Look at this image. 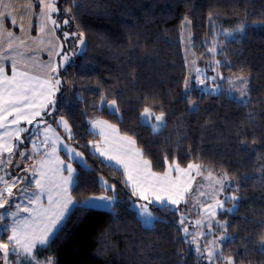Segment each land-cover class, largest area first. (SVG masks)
<instances>
[{
  "label": "trees",
  "instance_id": "1",
  "mask_svg": "<svg viewBox=\"0 0 264 264\" xmlns=\"http://www.w3.org/2000/svg\"><path fill=\"white\" fill-rule=\"evenodd\" d=\"M78 3L83 7H72V0L58 4L63 17L75 16L70 26L83 34L85 47L61 70L58 107L51 120L63 117L68 122L70 142L86 161L77 168L80 186L71 191L73 198L108 194L116 199L110 209L73 208L58 234L34 251L35 258L51 257L55 264H200L184 237L180 207L151 203L155 219L144 226L131 206L139 198L124 185L123 171L90 150L97 140L90 134V121L100 117L132 137L155 172L175 162L226 175L223 193L239 199L233 213L223 210L217 215V222H228L227 235L233 238L223 243L222 253L236 264H264V254L258 251L264 237V27H254L264 25V0ZM182 16L190 20L198 52L210 47L215 29L245 27L217 56L223 74L249 76L247 106L224 92L205 95L194 88L188 96L184 91ZM68 86L74 87L71 99L63 97ZM102 96L106 103L116 101L115 115L101 107ZM145 107L163 112L166 126L157 132L142 127ZM100 182L114 186V191H105Z\"/></svg>",
  "mask_w": 264,
  "mask_h": 264
},
{
  "label": "snow or ice",
  "instance_id": "2",
  "mask_svg": "<svg viewBox=\"0 0 264 264\" xmlns=\"http://www.w3.org/2000/svg\"><path fill=\"white\" fill-rule=\"evenodd\" d=\"M41 6V11L39 13V19L41 20L40 30L43 32V23L50 21L52 25L59 27L57 21L52 19L51 13L57 12L56 0H38ZM0 5L3 7H11L10 4L5 3V0H0ZM33 5L31 2L28 5V11H31ZM72 7L82 8L83 5L78 3V0H72ZM71 12V9L68 10ZM11 17L10 23L13 26L21 27L22 25H16L15 16L12 12L0 11V39L7 37L8 49H12V42L15 39L11 32H8L4 28V20ZM70 20H75V16L70 15L67 19L63 20L64 24H68ZM186 23H189L187 20ZM254 27H264V25H258ZM245 27L237 29L238 32H243ZM64 40L69 39V33L64 32ZM226 35H232V33H226ZM71 36L76 38L80 45H83L84 39L81 33L77 36L76 33H71ZM23 44V41H20ZM215 49H209V51H214ZM11 60L12 64V75L11 77L6 76L5 68L3 63H0V128L6 129L3 135H0V153H9V158L7 160L0 159V171L4 170V167L12 163L11 155L13 154L14 145L11 142L13 136L19 140V134L27 131V129L22 127H16L14 130L9 131L8 125H19L21 121H26L29 125L33 123L36 117H40L42 113L46 112L47 106L52 105L55 108V101L52 100V96L55 91L59 90L61 81L59 78L56 79H46L39 82L40 91L37 92L36 88L33 86L32 81L36 78L30 76L27 71L18 72L16 70V65L18 62L23 60V55L21 53H16V55H10L7 51L3 55H0V61ZM63 60L67 63H71L68 54H65ZM216 65L219 66L222 62L215 61ZM45 67H48L47 65ZM55 71V69H53ZM197 79L193 81H185V91L188 96L196 88H199L200 92L205 95H217L221 88L220 86H215L209 88L205 84L206 79H210L213 84L219 80L226 79L217 73L216 76L205 77L204 79H199L198 77L202 74L201 69H196ZM240 82L236 85V82L228 79L230 85H234L228 89V93L235 91L236 96L231 97L234 100H238L242 105L247 106L250 102V94L248 89L249 81L245 77H237ZM202 86V87H201ZM248 97V99H246ZM106 98L101 97V107L107 108L111 114L115 115L118 112L116 108V101L113 100L110 104L106 103ZM190 107H195L194 104H190ZM50 115V113H47ZM154 116V119L158 122L156 124H151L149 121ZM12 117L9 122L8 118ZM140 122L142 127H149L153 132L159 131L165 123V114L163 112L160 115H154L150 108L145 107L143 113L140 116ZM57 123L62 124L63 127L69 135L71 136V131L69 129L68 122L61 119ZM92 128H99V135L101 137H106V129L110 132L115 133L117 130L112 126L108 125L106 121L94 120L91 122ZM48 131H51L49 126ZM37 134H39V129H37ZM93 134V133H90ZM7 137V139H5ZM25 140H31V137H25ZM116 140L119 144L114 145L108 151H102L98 145H94L95 150L100 153L101 156H106L108 161H115L119 166L123 167L124 175L126 179L123 181L126 187H131L132 194L138 196L142 200L148 199L150 196L154 199L150 201L151 203L164 204L165 202H170L176 205L184 198V194L187 193L188 188L183 186L180 182V177L177 176L176 179L172 178V172L188 175L189 171L193 168L200 170V165L189 164L187 170L182 169L178 163L169 164L167 169L163 172H155L152 170V162L150 160L144 159V153L142 150L135 147L136 141L129 136H118ZM23 144V141H20ZM44 145L51 144L52 150L50 152H45V158L35 162L32 166V173L29 176L23 177H13L11 174H7L8 178L5 176H0V209H4L0 213V222L11 218V224H0V233L11 232V235L7 236V240L4 241L3 237L0 236V253L3 255L4 264H9L10 257H15L11 261V264H40V262L35 258L34 250H37L38 245H47L51 239L58 234L61 230L60 225L65 219V214L70 211L71 208H81L85 211L88 210H103L110 209L112 202L116 199L115 196H100V197H90L83 201H75L70 193V189L75 190L79 188V177L76 174V169L73 168L72 163H65L63 160L59 159L56 155L57 145L60 143L59 137L55 139L49 138L46 133L44 140L41 141ZM33 149L38 150L35 142H32ZM64 151L66 152L70 160H75L80 157V153H76L74 149L64 145ZM23 160L29 159V156L25 152L17 153ZM167 160V158H165ZM82 162V161H81ZM83 163V162H82ZM17 168L19 165L16 166ZM67 173L64 175L63 173ZM227 176H223L215 180L216 184L221 186V191L224 188V181ZM35 183V190L31 193L28 192L29 187L32 183ZM20 182L23 187L19 191V197L21 200H27L29 204L35 205L34 208H23V211L28 212L29 216L20 218V211L22 205L17 203L15 199H9L14 197L12 191L13 187ZM100 186L104 188L105 191H114V186L108 185L106 182H100ZM229 187L232 185L229 183ZM237 190L238 188H234ZM47 195V207H43L41 204V198ZM203 195V193H201ZM227 199L238 202V197L232 196ZM5 205H8L5 208ZM134 206V205H133ZM15 207L16 211H12ZM215 208L223 209V202L217 201L216 205L213 206L211 210L212 216H215ZM141 215L145 219V223L151 222L152 214L147 211L146 205L140 206ZM237 209V204H233L230 209H225L224 211L228 213H233ZM139 211V210H138ZM31 217V218H29ZM181 223H183V218H181ZM200 225V221L196 222ZM209 231L215 227L218 231L223 230L224 234L218 239L212 240L209 243L211 246L206 247L204 250L207 251L208 260L211 264H214L215 260L219 259L222 264H236L232 258H225L221 251H218L216 246L220 243L230 241L233 238L227 235V229L230 227L227 221L224 223L210 222L207 225ZM184 233L188 234V229H183ZM201 235H204L203 233ZM197 251H201L200 247H197ZM258 251L264 254V239L258 245ZM45 264H55V261L51 258L46 259Z\"/></svg>",
  "mask_w": 264,
  "mask_h": 264
},
{
  "label": "crops",
  "instance_id": "3",
  "mask_svg": "<svg viewBox=\"0 0 264 264\" xmlns=\"http://www.w3.org/2000/svg\"><path fill=\"white\" fill-rule=\"evenodd\" d=\"M30 2L33 5V7L31 8V11H28V14H25ZM5 3L10 4L11 7L5 8L2 5H0V11L12 12L13 15L15 16L16 25H22V29L21 27L13 26L10 23L11 17L4 20L3 22L4 28L8 32H11L15 39L12 42V49H8L6 36L3 39H0V55H3L5 51H7L10 55H16V53H21L23 55V60L17 63L16 70L18 72L27 71V73L30 76L35 77L36 79L32 81V84L36 88L37 92H39L40 91L39 82L51 78L50 68L56 58V55L58 53V49L60 48L61 43H64L65 41L64 35H63L64 34L63 26L58 23V21H60L59 18H61L60 13L58 14V12L57 13L54 12L53 16H51L52 19L56 20L57 24L60 26L56 27L52 25L50 21H46L43 23L44 30L43 32H41L40 27H41L42 22L39 19V13L41 11V6L39 5L38 0H5ZM20 41H23V44H21ZM0 63H3L4 65V68H5L4 74L8 77H11L12 75L11 60L0 61ZM46 65L48 67H45ZM54 93L55 94L51 97L52 100H55L56 92ZM51 107L52 105H48L46 112L42 113L40 117H36L33 120V123L31 125H29L26 121H21L19 125H11L9 123L8 125L9 131L14 130L16 127L25 128L27 129V131L19 134V140H17L15 136L12 137L11 142L14 145L13 154L11 155L12 163L4 167L3 171H0V176H5V178H7L8 176L6 175V173L11 174V175L12 174L14 175L16 173V174H19V177H23L24 174L29 176L28 173L26 172L28 171V166L31 165V168H32V166L35 165L36 161H39L45 158L44 156L45 152H50L52 150L51 144L44 145L41 143V141L44 140L45 133L51 139H55L59 137L60 143L57 145L56 155L59 157V159L63 160L65 163H72L73 168L76 169V174H77V168L79 166H82V167L86 166V161H85L83 153L70 142V138L72 137V129L70 125L68 124L69 129L71 131V136L69 135V132L65 130L62 124L57 123V121H60L61 119L63 120L65 119L63 117H57L54 121H51L49 119L42 118L44 114L50 112L49 109ZM11 119L12 117L8 118L9 122L11 121ZM94 120L106 121L108 125H112L117 131L115 133H112L110 132V130L106 129L105 130L106 137H101L99 135V131H100L99 128H96V129L92 128L91 122ZM49 126L52 129L51 131L47 130ZM37 129H39V134H37ZM89 129L92 133H94L97 136V140H94L93 142L90 143V150L94 154H96L99 158H101L104 162H106L107 164L114 166L118 169H121L123 171V167L117 165L115 161L110 162L106 159V156H101L100 153L95 150L94 145H98L102 151H108L114 145L120 143L119 141L116 140V137L127 136V135H124L123 133H121L117 125L103 118H100V117L93 118L90 121ZM5 131L6 129L0 128V135H3ZM25 137H31V140L30 141L25 140ZM5 139H7V137H5ZM20 141H23L24 143L21 144ZM33 141L37 145L38 150L33 149V144H32ZM64 145H67L68 147L74 149L76 153H80V157H78L75 160H70L66 152L64 151ZM135 147L138 148L137 145H135ZM19 152H25L29 156V159L23 160L17 154ZM8 158H9V153L7 152L0 153V159L7 160ZM17 165H19L18 168L16 167ZM187 166L181 167V168L187 170ZM194 169L195 168H193V170ZM193 170L189 171L188 175L186 176L183 174L176 173L175 171L172 172V178L176 179L177 176H179L181 184L183 186H186L188 188V191L187 193L184 194V198L180 200L178 204L173 205L170 202H165L164 204L169 205V206H178L188 199L189 193H192L191 198H194L193 196L196 193V190H199V185L198 187L195 188V184H194L195 181L197 180L196 177L198 176L199 172H197V169H195L194 171ZM192 171H193V174H192ZM63 174L67 175L66 172ZM190 177H194L195 180L190 179ZM20 184L21 183L17 184L16 187H13L14 193L16 190L20 189V187H18L20 186ZM30 187H31V190L30 191L28 190L29 193L35 190L34 181ZM129 188L131 189L130 186ZM71 191L72 189H70V193ZM100 196L111 197V195H108V194H100V195L89 196L85 198L84 200L90 197H100ZM205 197H206L205 194L202 196H199L201 200H204ZM149 198L154 199L151 196ZM13 199H15L17 203H20L22 205V209L19 214L21 219H23L26 216H29V213L23 211V208L31 209L35 207V205L29 204L27 200H21L19 197V194ZM73 200L75 199L73 198ZM113 203L114 201L112 202V205ZM41 204L45 208L48 206L46 194L41 198ZM7 207L8 205H5V208ZM72 209L73 208H71L70 206V211L65 214V219L69 215ZM3 211L4 209H0V213H2ZM12 211H16L15 207L12 208ZM64 220L62 221V223L64 222ZM4 221L7 222V224H11L10 217ZM8 235H11L10 231L7 232L4 237L2 236L4 241L7 240ZM44 246L46 245H42V246L38 245L37 248L44 247ZM13 259H15V257H10L9 262H11ZM2 262H4L3 255L2 253H0V264H2Z\"/></svg>",
  "mask_w": 264,
  "mask_h": 264
},
{
  "label": "rangeland",
  "instance_id": "4",
  "mask_svg": "<svg viewBox=\"0 0 264 264\" xmlns=\"http://www.w3.org/2000/svg\"><path fill=\"white\" fill-rule=\"evenodd\" d=\"M58 4H59V0H56V7L58 9L57 12L59 14L60 13V6ZM51 16H53V13ZM60 17L61 18H59L60 21H58V23L63 26L64 32H68L70 35H69V39L67 40V43L65 45H64V43H61L60 48L58 49V53L56 55V58H55L52 66L50 68V73H51V78L53 80L56 78H59L61 81V70L68 64L67 62H65L63 60L64 55L68 54V56L70 57V61H71L73 56L78 55V54L83 52L84 47H85V43L83 45H80L78 40L71 36V33H76L77 36H79L80 34L71 28L70 21L68 24L63 23V20L67 19L68 17H66V16L63 17V15H61V14H60ZM186 20L189 23H186L185 22ZM241 27L242 26L234 28V29H224V28H217V26H215V28H217V29H215L212 33V38L210 40V47L206 50L201 48L200 49L201 51L198 52V51H196V49L193 46V31L191 28L190 20L186 16H182L181 26H180V43H181L182 56H183L184 64L186 67L185 81L186 80L187 81H193L194 79H197L196 69L202 70V74L198 77L199 79H204L205 77L210 78L212 76H216L217 73H219L220 76H223L226 79H224V80L217 79L215 84H213V82L210 79H206L205 84H207L209 88H212V87H215L218 85L221 88L220 92H224L229 97H234L237 95V93L235 91H233L231 93V96L228 93V89L231 87H234V85H230L228 83V79L235 81L236 85H239L240 82L237 80V77H245L249 81L248 89H249V94H250V78L247 74H243V73L242 74H233V75L223 74L219 69L221 64L219 66H217L215 63V61H220L217 54L219 52H221V50L224 48L225 43L229 39H232V38H234V37H236L242 33V32L236 31L237 29H239ZM226 33H232V35L229 36V35H226ZM83 39H84V36H83ZM84 42H85V39H84ZM213 48L215 49L214 51H209V49H213ZM53 69H55V71H53ZM184 85H185V83H184ZM60 86H61V84H60ZM60 86H59V90L55 91L56 92L55 100H54L55 101V108L51 107L49 109L50 112H48V113H50V115L47 114V116H43L42 117L43 119H50L51 120L54 117V112L58 107L57 106V104H58V93L60 91ZM67 88L69 89V91H68V93L66 92L65 94H63V97H65L66 99H71L75 93L73 90L74 87L68 86ZM193 88H196L195 85H193ZM196 89L199 90V88H196ZM184 91H185V87H184ZM246 99H248V97H246ZM61 101H62V98H61ZM190 104L195 105V103L191 102V101L189 102V105ZM191 108H193V107H191ZM151 111L154 113V115H160V113L154 112L152 109H151ZM149 122L151 124L158 123L154 119V116L150 119ZM193 171H192V174H193ZM26 172L28 173V175H31V173H32L31 165L28 166V171H26ZM12 176L13 177H19V174L15 173L14 175L12 174ZM24 176H27V175L24 174ZM223 176H225V175H215L212 173H202V171L200 170L198 173V176L196 177L197 180L194 183L195 188L198 187V185H199V190H196V193L193 196L194 198H191L192 193H189L188 199L186 201H184L183 203H181L180 205H178L180 207V210H181L180 214H179V218H180V220H181V218H183V223H181L182 229H184V228L188 229L187 235L183 231L184 237L188 241V243L190 244L192 250L198 256L200 264H211V262L208 260V257H207V251H205L204 249L206 247H209V248L211 247L208 242L215 240V239H218L221 235L224 234V232L222 230L217 231V229L215 227H213L211 229V231H209L207 225L210 222H217L218 221L217 215L219 214V212H221L225 209L232 208L233 204L234 203L236 204V202H237V201H233L231 199H227L228 197H232V196L237 197L236 194H234L232 192L223 193V190L221 191V186L219 184L215 183L216 179H219ZM190 179L195 180L194 177H190ZM227 180H228V178L224 181V184ZM19 183L20 182H18L17 184H19ZM2 187H3V185H2ZM18 187H20V189H21L23 187V184L21 183L20 186H18ZM20 189L16 190L15 193H14V190L12 189V191L14 193V197L18 196ZM28 190L30 191L31 187H29ZM201 193H203V195L205 194V196H206L204 200H201V198H199V196H202ZM14 197L9 198V199H13ZM152 200L153 199H151V198H148L146 200H142L139 198V199L134 200L132 202V205H131L135 209L138 217L141 219L142 224L144 226H151L154 222V219H155V216L151 210V202L150 201H152ZM217 201L223 202V209L215 208L214 209L215 216H212L211 210H213V206L216 205ZM156 204L159 205L160 203L157 202ZM141 205H146L147 211L151 212L152 217H151L150 223L144 222L146 218L143 215H141V211H142L140 209ZM197 221L201 222L199 226L196 223ZM0 224H7V222L2 221V222H0ZM202 233L204 235H201ZM262 239H264V237ZM223 243H220L219 245L216 246L218 251L222 252ZM198 246L201 249V251H199V252L197 251ZM223 256L225 258H231V257H228L224 254H223ZM36 258L40 262V264H45L46 259L51 258V257H39V256H37ZM51 259H53V258H51ZM2 264H4V262H2ZM9 264H11V262H9ZM214 264H222V262L219 259H217V260H215Z\"/></svg>",
  "mask_w": 264,
  "mask_h": 264
},
{
  "label": "built area",
  "instance_id": "5",
  "mask_svg": "<svg viewBox=\"0 0 264 264\" xmlns=\"http://www.w3.org/2000/svg\"><path fill=\"white\" fill-rule=\"evenodd\" d=\"M7 179V178H6ZM0 187H2V184H0Z\"/></svg>",
  "mask_w": 264,
  "mask_h": 264
}]
</instances>
